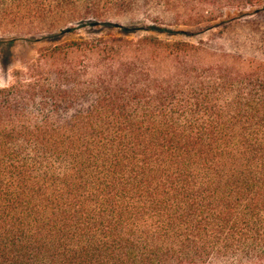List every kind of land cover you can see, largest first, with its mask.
I'll return each instance as SVG.
<instances>
[{"label": "trees", "instance_id": "trees-1", "mask_svg": "<svg viewBox=\"0 0 264 264\" xmlns=\"http://www.w3.org/2000/svg\"><path fill=\"white\" fill-rule=\"evenodd\" d=\"M74 2V30L119 33L24 38L19 67L0 38V264H264V29L213 65L131 37L247 26L264 0Z\"/></svg>", "mask_w": 264, "mask_h": 264}, {"label": "rangeland", "instance_id": "rangeland-1", "mask_svg": "<svg viewBox=\"0 0 264 264\" xmlns=\"http://www.w3.org/2000/svg\"><path fill=\"white\" fill-rule=\"evenodd\" d=\"M18 1H22V4H25V6L30 8V10L25 9L18 14V7L20 4ZM68 2V5H62L60 0H0V38L9 40L11 38L19 37L10 49L12 55L14 56L13 65L16 67L21 66L25 61L35 55L34 48L41 45H30L24 40V38L52 36L69 28H72L73 30L62 34L58 38V41H73L74 39H79L81 37L90 38L97 35L119 33L117 28H110L106 25H102L100 28L86 26L76 28V30H74V27L79 24L78 16L72 13L73 10L75 11V2L74 0H69ZM75 4L76 6L78 5L77 3ZM77 9H79V7H77L76 10ZM34 10H38L39 12L37 14H29V12ZM49 11H51L50 14L48 13ZM136 18L138 20L141 19V17ZM105 21L128 27H130L134 22L133 17L117 13L108 15ZM248 21L249 24H247V26H230L227 29L220 27L204 31L203 33L192 37L168 36L165 34H156L147 31H137L134 34H131V37L138 39L144 36H158L161 39H170L175 41L186 39L195 45H198V43L201 42L202 50L199 55L195 57L196 60L200 61L204 65H213L221 61L223 58L222 55L224 54L234 55L235 53H238V51H246L247 48L241 47V45L236 42V39L238 37H242L247 30L261 33L264 29V24L259 31L257 29V23L259 21L264 23V12L259 15L249 17ZM9 46V43H6L3 47H0L1 85L6 84L10 80L11 68L7 70L2 66V60L6 59L8 55L6 49Z\"/></svg>", "mask_w": 264, "mask_h": 264}, {"label": "water", "instance_id": "water-1", "mask_svg": "<svg viewBox=\"0 0 264 264\" xmlns=\"http://www.w3.org/2000/svg\"><path fill=\"white\" fill-rule=\"evenodd\" d=\"M263 10H264V8H263Z\"/></svg>", "mask_w": 264, "mask_h": 264}]
</instances>
